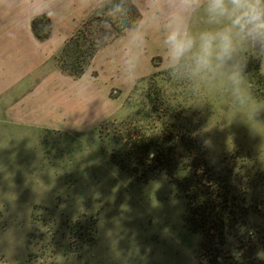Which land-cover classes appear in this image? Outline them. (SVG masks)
Here are the masks:
<instances>
[{
    "label": "rangeland",
    "instance_id": "374dc122",
    "mask_svg": "<svg viewBox=\"0 0 264 264\" xmlns=\"http://www.w3.org/2000/svg\"><path fill=\"white\" fill-rule=\"evenodd\" d=\"M24 1L26 18L42 11L55 21V37L38 43L20 26V45L0 52L8 73L0 79V264H200L204 236L189 230L182 193L165 174L131 175L106 134L146 136L197 163L235 167L241 195L225 249L240 264H264V109L234 103L230 70L192 75L190 60L173 67L166 0H131L138 26L110 39L75 79L56 62L64 40L94 15L118 31L128 1ZM185 27L196 36L211 26L196 10ZM243 56L242 86L264 104L260 60L252 48ZM10 70L20 79L10 81Z\"/></svg>",
    "mask_w": 264,
    "mask_h": 264
},
{
    "label": "trees",
    "instance_id": "16d2710c",
    "mask_svg": "<svg viewBox=\"0 0 264 264\" xmlns=\"http://www.w3.org/2000/svg\"><path fill=\"white\" fill-rule=\"evenodd\" d=\"M127 1L125 14L120 18L122 20L115 22L118 31L108 19L94 15L66 41L56 57L57 65L63 73L75 79L82 78L103 45L113 37L138 26L140 13L131 0ZM120 2L110 0L106 6L110 8V5H118ZM126 16L130 19L127 20ZM31 27L38 40L46 41L53 35V22L45 15L33 18ZM180 135L179 132L176 134V140L181 142L185 150H190L186 136ZM125 136L106 134L104 138L112 143V150L117 155L115 160L131 175L152 180L155 176L165 174L182 193L186 199L185 213L189 230L204 236L200 264H240L237 256H229V251L225 249L226 235L233 229L234 221L238 218L234 210L238 207L237 195H241V181L235 167L226 165L215 169L205 161L197 163L196 155H179L174 149L160 144L159 140H147L146 136ZM130 152L133 156H130ZM244 193L240 202L244 199Z\"/></svg>",
    "mask_w": 264,
    "mask_h": 264
},
{
    "label": "clouds",
    "instance_id": "9594fccd",
    "mask_svg": "<svg viewBox=\"0 0 264 264\" xmlns=\"http://www.w3.org/2000/svg\"><path fill=\"white\" fill-rule=\"evenodd\" d=\"M6 0H0V4ZM168 31L165 45L168 62L175 67L190 60L192 75L212 72L218 67L230 70L234 103L255 114L264 109L242 85L247 68L243 54L252 48L264 70V0H166ZM202 10L211 26L193 36L185 27L186 16ZM134 40L140 37L134 36ZM137 58L129 55V73H134ZM130 78H134L131 76Z\"/></svg>",
    "mask_w": 264,
    "mask_h": 264
},
{
    "label": "crops",
    "instance_id": "0c3cea01",
    "mask_svg": "<svg viewBox=\"0 0 264 264\" xmlns=\"http://www.w3.org/2000/svg\"><path fill=\"white\" fill-rule=\"evenodd\" d=\"M15 1L16 0H6V3L0 4V9H1L0 12L2 13L3 16H5V17H0V19H3L1 21L6 22V25H7V26L3 27V30L6 31V32L5 33L0 32V52L8 53V50H7L8 47H10L11 45L14 46L15 44L16 45H20V43L17 42V39H18V36H19L18 35L19 34L18 30L20 29V26L22 27V29H26L28 31L30 30L31 33H32V36H29V37L31 39H34L38 43L50 41V40H52L55 37L54 36L55 35V32H54L55 31V21L51 18L52 21H53V35H52V37L50 39L46 40V41L38 40L34 36L33 31H32V27H31L32 20H33V18H35L36 16H39V15L47 16V13L46 12H42V11H39V12L33 11V12L29 13V15H28L29 17L26 18L25 11L22 10L24 8L23 2H25V1L24 0L20 1L19 0V5H18L17 8H15V5H16ZM20 3H22V4L20 5ZM11 18L14 19L13 27L8 28L9 27V23L8 22H9V20ZM68 39L69 38H66L64 40V44L61 47V49L59 50V53L63 49V47H64V45H65V43H66V41ZM2 68L3 67L1 66L0 67V79H3L4 77H8V73H5V71L2 72ZM10 71L14 75L13 79H11L10 81H17V80L20 79L21 73L19 74L16 70H14V71L10 70ZM25 74H26V72H24V75ZM64 74H66V73H64Z\"/></svg>",
    "mask_w": 264,
    "mask_h": 264
}]
</instances>
